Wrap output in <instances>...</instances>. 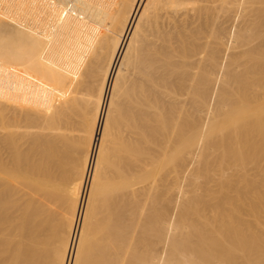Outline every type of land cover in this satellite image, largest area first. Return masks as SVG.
<instances>
[{
	"label": "bare ground",
	"instance_id": "6f19581e",
	"mask_svg": "<svg viewBox=\"0 0 264 264\" xmlns=\"http://www.w3.org/2000/svg\"><path fill=\"white\" fill-rule=\"evenodd\" d=\"M0 264H264V0H0Z\"/></svg>",
	"mask_w": 264,
	"mask_h": 264
},
{
	"label": "rangeland",
	"instance_id": "374dc122",
	"mask_svg": "<svg viewBox=\"0 0 264 264\" xmlns=\"http://www.w3.org/2000/svg\"><path fill=\"white\" fill-rule=\"evenodd\" d=\"M30 143H31V144L28 143L25 147H26V149H27L28 151H29V149H30V152L33 153V151H35V148H34L35 145H34L33 142H30ZM32 145H33V146H32ZM29 146H30V147H29ZM31 153H30V154H31ZM73 153H74V152H73ZM69 154H70V155H69ZM65 155H67L66 159L69 158L70 160H69V161H65L66 159L64 158V163H65V162H69V164L67 163L69 166L71 165V163H74V164L72 165V168H69V166L65 164V167L67 166L66 169L70 171L71 169L75 168V167H73V166L76 165V163H77V161H78V160H76V157H77V159H78L79 155H78V156H75V153L71 155V153H69V152H67ZM76 155H77V154H76ZM73 156H74V157H73ZM73 159H74V160H73ZM70 161H72V162H70ZM70 167H71V166H70ZM68 168H69V169H68ZM73 170H74V169H73ZM71 172H72V171H70V174H71ZM70 177H71V175H70ZM72 177H73V176H72ZM72 177H71V178H72ZM24 190L26 191L27 188H24Z\"/></svg>",
	"mask_w": 264,
	"mask_h": 264
}]
</instances>
